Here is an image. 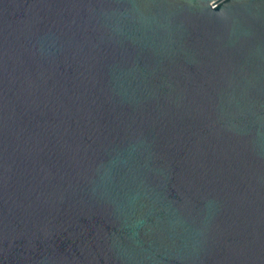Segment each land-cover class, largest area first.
<instances>
[{"label": "water", "instance_id": "obj_1", "mask_svg": "<svg viewBox=\"0 0 264 264\" xmlns=\"http://www.w3.org/2000/svg\"><path fill=\"white\" fill-rule=\"evenodd\" d=\"M0 264H264V0H0Z\"/></svg>", "mask_w": 264, "mask_h": 264}]
</instances>
